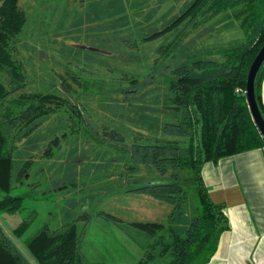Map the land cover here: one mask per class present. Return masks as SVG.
I'll return each instance as SVG.
<instances>
[{"label":"rangeland","instance_id":"rangeland-1","mask_svg":"<svg viewBox=\"0 0 264 264\" xmlns=\"http://www.w3.org/2000/svg\"><path fill=\"white\" fill-rule=\"evenodd\" d=\"M189 2L20 0L28 16L17 35L27 75L22 90L66 97L14 150L16 185L11 191L25 193L24 206L13 212L0 210L4 229L33 264L41 263L24 237L43 222L55 227L76 219L90 264H136L151 238L148 231L123 221L167 219L170 203L165 198L128 189L167 177L151 164L129 168L127 146L139 135L184 138L163 129L165 120L174 119L161 103L170 68L194 56L218 57L209 49L244 33L239 21L224 10L153 34ZM170 42L168 52L161 49ZM108 126L124 136H109L104 131ZM57 135L59 139L52 140ZM30 155L34 159L29 175L16 180ZM196 205L194 192L183 210L191 214ZM99 209L118 219L96 214ZM85 210L93 213L87 221L80 217ZM31 214L25 232L16 235L13 226Z\"/></svg>","mask_w":264,"mask_h":264},{"label":"trees","instance_id":"trees-1","mask_svg":"<svg viewBox=\"0 0 264 264\" xmlns=\"http://www.w3.org/2000/svg\"><path fill=\"white\" fill-rule=\"evenodd\" d=\"M224 10L239 21L243 36L209 49L218 57L194 56L190 61L174 65L165 84L162 107L174 119L165 120L163 129L185 137L144 139L139 135L127 146L132 158L129 168L134 170L142 163L151 164L167 177L129 189L151 193L170 203L165 221H123L148 231L151 238L136 264H204L208 261L229 224L224 203L211 197L204 181L203 163L264 146V136L253 118L246 94L250 64L264 43V0H190L173 21L153 34L185 19L193 22L210 19ZM27 18L20 0H0V210L9 212L22 208L25 198L24 192L11 191L16 185L12 176L14 150L66 99L54 91L22 90L27 75L17 35ZM170 46L171 42L161 49L168 52ZM263 74L264 61L255 79L262 112ZM104 131L112 137L124 136L115 127L108 126ZM56 139L59 135L52 140ZM33 159L30 155L23 161L16 180L23 181V177L29 175ZM194 192L197 208L186 214L183 206ZM92 214L85 210L80 217L87 221ZM96 214L118 219L113 212L104 209L97 210ZM32 215L23 217L13 226L16 235L25 232ZM82 239V231L73 219L55 227L43 222L24 237V242L41 264H90L81 247ZM0 264H33L1 222Z\"/></svg>","mask_w":264,"mask_h":264},{"label":"crops","instance_id":"crops-1","mask_svg":"<svg viewBox=\"0 0 264 264\" xmlns=\"http://www.w3.org/2000/svg\"><path fill=\"white\" fill-rule=\"evenodd\" d=\"M261 97L264 107V74ZM202 175L229 224L204 264H264V146L207 160Z\"/></svg>","mask_w":264,"mask_h":264},{"label":"water","instance_id":"water-1","mask_svg":"<svg viewBox=\"0 0 264 264\" xmlns=\"http://www.w3.org/2000/svg\"><path fill=\"white\" fill-rule=\"evenodd\" d=\"M264 61V43L261 45L257 51L255 57L253 58L247 76V85H246V94L247 101L253 115L254 120L257 123L258 128L260 129L262 135L264 136V114L259 106L256 92H255V79L258 73V70Z\"/></svg>","mask_w":264,"mask_h":264}]
</instances>
